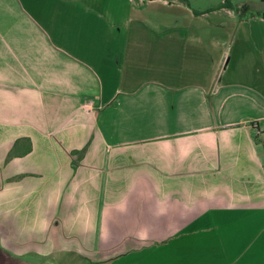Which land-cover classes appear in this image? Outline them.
I'll list each match as a JSON object with an SVG mask.
<instances>
[{
	"label": "crops",
	"instance_id": "obj_1",
	"mask_svg": "<svg viewBox=\"0 0 264 264\" xmlns=\"http://www.w3.org/2000/svg\"><path fill=\"white\" fill-rule=\"evenodd\" d=\"M193 10L0 0L7 264H264V18Z\"/></svg>",
	"mask_w": 264,
	"mask_h": 264
},
{
	"label": "rangeland",
	"instance_id": "obj_2",
	"mask_svg": "<svg viewBox=\"0 0 264 264\" xmlns=\"http://www.w3.org/2000/svg\"><path fill=\"white\" fill-rule=\"evenodd\" d=\"M225 1L227 0H223V1L221 0H188L192 8H198L200 10H205L210 7H217L221 5L222 3H224ZM229 1L239 7L246 5L247 7H249L248 9L250 11H257V12L264 11V0H229ZM246 12L247 11H244V14H246ZM0 264H7V262L0 257Z\"/></svg>",
	"mask_w": 264,
	"mask_h": 264
},
{
	"label": "trees",
	"instance_id": "obj_3",
	"mask_svg": "<svg viewBox=\"0 0 264 264\" xmlns=\"http://www.w3.org/2000/svg\"><path fill=\"white\" fill-rule=\"evenodd\" d=\"M182 3H184L188 8L190 7V4L188 2V0H178ZM232 9L234 12L238 13L239 16L241 17H258V18H264V11L263 12H257V11H250L246 5H243L242 7H239L237 5H234L232 2L230 1H225L224 3H222L221 5L217 6V7H210L208 9L205 10H201V11H197V10H193V13L195 15H204V14H208L210 12H214L216 10H221V9ZM244 11H247L246 14H244Z\"/></svg>",
	"mask_w": 264,
	"mask_h": 264
}]
</instances>
